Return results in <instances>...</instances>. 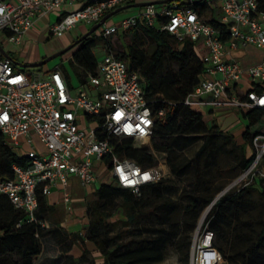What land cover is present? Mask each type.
I'll return each mask as SVG.
<instances>
[{
    "label": "built area",
    "instance_id": "1",
    "mask_svg": "<svg viewBox=\"0 0 264 264\" xmlns=\"http://www.w3.org/2000/svg\"><path fill=\"white\" fill-rule=\"evenodd\" d=\"M136 1L148 0H0V34L5 41L20 44L37 19L58 11L48 33L61 36L80 21L92 26L108 11ZM215 1L221 13L216 24L203 19L195 9L178 7L176 0H170L138 6L132 14L104 21L97 34L108 36L143 23L170 32L178 41L195 42L203 49V69L184 104L210 109L264 108V90L252 88L264 84V6L260 0ZM76 3L78 7L64 10ZM247 46L258 48L262 55L257 63L244 66L236 52ZM77 70L83 81L73 93L62 64L46 69L24 67L0 51V133L11 148L26 146L27 158L25 165L12 164L11 177H0V194L23 211L26 221L43 228L52 224L37 215L39 196L49 194L58 183L65 186L70 175L83 185L92 182L95 159L109 157L111 181L134 193H139L140 185L163 177L164 154L156 156L159 163L141 167L119 156L110 140L114 135L131 137L136 145L149 143L154 120L164 109L154 111L149 105L145 77L105 49L95 72L82 67ZM246 83L249 86L242 89ZM85 85L93 89L89 91ZM251 146L253 159L239 177L249 181L264 178V128L253 134ZM68 200L69 194L64 192V201ZM213 235L207 225L194 235L191 264L223 262L213 246Z\"/></svg>",
    "mask_w": 264,
    "mask_h": 264
},
{
    "label": "trees",
    "instance_id": "2",
    "mask_svg": "<svg viewBox=\"0 0 264 264\" xmlns=\"http://www.w3.org/2000/svg\"><path fill=\"white\" fill-rule=\"evenodd\" d=\"M260 1L264 6V0ZM176 2L178 7L193 8L203 19L216 24L218 17L212 13L206 17L210 10L208 0ZM131 8L137 10L138 6L127 9ZM116 14L109 17L110 20L122 17ZM115 34L121 38L131 34L132 38L117 49L111 38ZM139 34L153 44L150 52L143 46ZM100 43L103 49L124 59L129 69L137 70L145 77L144 89L149 105L154 111L164 109V114L154 120L148 144L136 145L131 137L110 135L115 152L141 167L155 165L156 156L162 153L171 172L179 178L188 173L191 183L177 199H173L165 197L170 185L163 177L140 185L139 193L117 186L113 181L102 182L94 193L93 215L88 219L86 237L102 254L101 264H151L160 261L170 245L186 260L189 258L190 232L201 211L218 191L250 165L253 152H248V144L257 131L251 127L264 119V108L243 109L247 123L241 135L243 142L237 143L233 134L224 132L215 124L208 126L201 112L183 103L203 69V49L195 42L178 41L170 32L155 25L137 23L108 36L92 32L73 45L70 61L77 69L82 67L95 72L98 59L94 49ZM169 62L175 63L177 68L171 70L167 67ZM65 74L71 85L66 71ZM77 74L83 81L78 70ZM252 88L261 91L264 84H255ZM198 140L202 142L194 155L189 160L183 158L181 151ZM26 160V156L14 151L0 133V177H11L12 164L25 165ZM102 161L107 168L111 167L109 157H103ZM253 180L258 185L247 183L223 193L203 222L213 231V246L224 260L221 264H264V178L255 177ZM115 197L122 200L125 226L111 235L112 225L119 218L116 213L99 211L96 205ZM38 202L37 215L47 218L44 212L49 206L45 197L40 195ZM86 212L89 215V205ZM141 218L153 225L167 227H142L139 224ZM129 224L137 228H129ZM50 234L61 248L70 244L65 231L54 224L43 228L37 222L26 221L23 211L15 208L5 194H0V264H33L42 248L41 239ZM126 235L128 238L123 239ZM73 239L82 240L78 234ZM91 258L90 251L84 248L79 258L65 255L62 264H80L81 261L96 264Z\"/></svg>",
    "mask_w": 264,
    "mask_h": 264
},
{
    "label": "rangeland",
    "instance_id": "3",
    "mask_svg": "<svg viewBox=\"0 0 264 264\" xmlns=\"http://www.w3.org/2000/svg\"><path fill=\"white\" fill-rule=\"evenodd\" d=\"M78 5H79L78 3L73 4V5H67L66 8L64 7V10H72L78 7ZM156 5H159V4L156 3ZM209 5H210V10L206 13V17H209L211 13L215 17H219L221 13H220L219 6L216 4V1L210 0ZM124 10L125 9H122L120 11L123 12ZM57 12L58 11H52V12L46 13L43 17H40L38 21L33 24L32 29L30 28L29 32L26 34V37L22 39L20 44L13 45L5 41L2 38V35L0 34V42H1L2 47H4L5 50L9 51L10 55L13 57L15 61L19 63H31L34 60H38L42 56H46V55H49L55 52L56 50L52 51V49H54L55 47H58V49L65 47L66 45L71 43L73 40H75L78 36H80L82 33H84L88 28H90V25H87L80 21L75 26H73L71 29L65 31L61 36L51 35L48 33V25L55 20L57 16ZM118 12H116L117 13L116 15H118ZM122 14L123 13L119 15H122ZM118 19L119 17L116 18V20ZM109 22H110V18L106 20V23H109ZM98 31H99V28H97L94 32L97 33ZM139 37L141 38V41L143 42V46L146 48L147 52H150L153 48V44L147 38L141 36L140 34H139ZM111 38L113 41V46L119 49L122 44L130 42L132 36L131 34H126L121 38L119 37L118 34H115V35H112ZM100 45L101 43L98 44L96 48L94 49V54L96 55L98 60L101 59V57L104 54V49ZM72 52H73V48H71L70 50L62 53L61 55L55 57L54 59L40 66L31 67V68L46 69V68L52 67L56 63L62 64L63 68L65 69L66 73L68 74L71 80L72 87H73L72 92L75 93L77 87L81 83L79 80V76L77 74V67H75V65L69 60V56L71 55ZM167 67H169L171 70H175L177 68V65L175 63L169 62L167 63ZM248 86L249 84L246 83L242 86V89H245ZM84 87L89 89V91L93 89L91 87H87L86 85ZM191 108H193L194 110L200 111V112L205 110L203 107L198 106V105H192ZM234 108L235 107H227V109L225 110H220L219 108L214 110L213 115L209 116L210 123L208 124V126H212L213 124H215L221 130H224L225 128H227L228 125L231 123V121L235 120L236 113L234 111ZM241 117L243 121L246 120L244 116L241 115ZM260 126H264V120H261L260 124L254 126L253 128H257ZM201 142L202 140H198L197 142L193 143L192 145L188 146L183 151H181L182 157L189 160L194 155L195 151L200 146ZM248 147H249V151L251 154V152L253 151V147L251 146V144H248ZM14 151H16L17 153L22 152L20 148H14ZM157 163L159 162L156 161V164ZM162 170H163V178H166V183L170 185L169 189L165 193V197L177 199L180 193L182 192V190L185 187L188 188L190 186L191 179L188 176V173L183 178H179L178 176H175L171 172L166 160H165V163L162 164ZM240 175L241 173L235 178H233L232 180H230L224 186L223 188L224 190L222 189L223 191L222 190L218 191L212 200V204L211 203L208 204L201 211L197 219L196 226L190 232L189 258L186 260L183 259L182 257L183 254L180 251L176 250L172 245H170L168 246L163 258L160 261L154 262L151 264H191L190 248H191L192 239L196 233H200L203 230V227H204L203 222L207 214L210 212L215 201L226 191L238 189L244 184H246V182H249L252 185H258L257 181H254V180L249 181V178L240 179L239 178ZM104 179H107V177H105ZM217 196L218 198L214 200ZM254 196L256 197V193H254ZM94 198H95V195L94 197L92 196V198L88 201V205L90 207V213L89 215H87L88 219L91 217V215H93V209H94L93 199ZM121 202H122L121 198L115 197V198H110L106 200L101 205H96L99 211L116 213V217L119 218L112 225V230L109 233L111 235L115 234L118 230L122 229L123 226H125L123 222L124 215L121 210ZM207 207L209 208L207 211H205ZM262 211H264V209H262ZM139 224L142 227H152L153 225L152 222H149L147 219L145 220L144 218H141V221ZM127 226L129 228H137L136 225L133 227L132 224H129ZM153 226H158L160 228L167 227L166 225L159 226L156 224ZM86 234H87V231H85L84 235ZM142 234H145V231H142ZM126 238H128V235L123 237V239H126Z\"/></svg>",
    "mask_w": 264,
    "mask_h": 264
},
{
    "label": "crops",
    "instance_id": "4",
    "mask_svg": "<svg viewBox=\"0 0 264 264\" xmlns=\"http://www.w3.org/2000/svg\"><path fill=\"white\" fill-rule=\"evenodd\" d=\"M135 11L136 10L132 8L127 9L121 12L123 13L121 16L123 17L125 15L132 14ZM121 13H118V15ZM115 20L114 18H111L110 22ZM37 21L38 19L35 22ZM29 30L24 34L23 38L26 37V34L29 32ZM54 50H58V47L52 49V51ZM236 53L239 60L244 66L257 63L262 55V52L254 46H247L246 48L239 49ZM202 107L205 109L201 112L203 120L207 124H209V116L213 115L214 110H216L217 108H219L220 110H225L228 106H219L211 109L204 106ZM234 111L236 113L235 120H232L228 127L223 131L233 134L236 142L242 143L243 140L241 135L247 123V119L244 115L245 111H243L242 109L234 108ZM241 115L245 117V121L242 120ZM260 122L261 120L259 122H256L251 128L253 130H260L261 128H264V126L253 128L254 126L260 124ZM40 147L43 148L41 144ZM20 149L22 152L19 154L24 155L26 146ZM108 170L109 168L104 165V162L102 160L95 159L93 160L94 180L92 182L83 185L77 176L70 175L65 186H62L58 183L51 189V192L49 194L44 195L46 203L49 206L48 210L44 212L45 216L51 224H54L55 226H57V228H60L67 233V238L70 244L61 248L53 235H46L41 239L42 248L40 253L34 258L33 264H62L65 255L71 254L75 258H79L83 254L84 248L90 251V256H92L96 264H101L103 262L102 254L99 250L96 249L95 244L91 240H89L86 235H84V233L85 231H87L88 226V218L86 212L88 201L92 198V196L94 197L95 190L102 182L111 181ZM105 177H107V179H104ZM64 192H67L69 194V200L66 202L64 201ZM75 234H78L82 238V240L73 239ZM85 253H87V251ZM80 264L89 263L88 261H81Z\"/></svg>",
    "mask_w": 264,
    "mask_h": 264
},
{
    "label": "water",
    "instance_id": "5",
    "mask_svg": "<svg viewBox=\"0 0 264 264\" xmlns=\"http://www.w3.org/2000/svg\"><path fill=\"white\" fill-rule=\"evenodd\" d=\"M165 1H170V0H148V1H136V2H132V3H127V4H124V5H120V6H117L116 8L108 11L107 13H105L100 19L98 22H96L95 24H93L92 26H90V28H88L84 33H82L80 36H78L74 41H72L71 43H69L68 45H66L65 47L63 48H60L58 50H56L55 52L49 54V55H46L45 57H41L39 58L38 60H35L31 63H20L22 66L24 67H37V66H40L52 59H54L55 57L61 55L62 53H64L65 51L69 50L70 48L73 47V45H75L76 43H78L80 40L84 39L85 37H87L89 34H91L92 32H94L104 21H106L109 17H111L114 13L122 10V9H125V8H128V7H131V6H142V5H145V4H149V3H162V2H165ZM0 51L2 52V54L6 55V51L3 49V47L1 46L0 44ZM8 55V54H7ZM224 190V189H223ZM222 190V191H223ZM219 196V195H218ZM218 196L214 199L216 200L218 198ZM212 204V202H211Z\"/></svg>",
    "mask_w": 264,
    "mask_h": 264
},
{
    "label": "bare ground",
    "instance_id": "6",
    "mask_svg": "<svg viewBox=\"0 0 264 264\" xmlns=\"http://www.w3.org/2000/svg\"><path fill=\"white\" fill-rule=\"evenodd\" d=\"M208 208H209V207H207L205 211H207V210H208Z\"/></svg>",
    "mask_w": 264,
    "mask_h": 264
},
{
    "label": "flooded vegetation",
    "instance_id": "7",
    "mask_svg": "<svg viewBox=\"0 0 264 264\" xmlns=\"http://www.w3.org/2000/svg\"><path fill=\"white\" fill-rule=\"evenodd\" d=\"M82 40H83V39H82ZM80 41H81V40H80ZM80 41H79V42H80ZM79 42H78V43H79Z\"/></svg>",
    "mask_w": 264,
    "mask_h": 264
}]
</instances>
